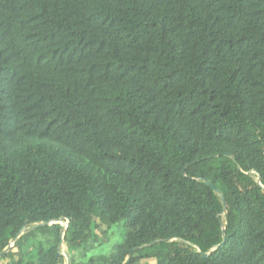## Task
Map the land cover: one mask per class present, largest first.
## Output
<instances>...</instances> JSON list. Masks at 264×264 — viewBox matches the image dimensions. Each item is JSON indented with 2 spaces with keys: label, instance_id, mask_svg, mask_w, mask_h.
<instances>
[{
  "label": "trees",
  "instance_id": "obj_1",
  "mask_svg": "<svg viewBox=\"0 0 264 264\" xmlns=\"http://www.w3.org/2000/svg\"><path fill=\"white\" fill-rule=\"evenodd\" d=\"M66 225L71 264H264V0H0V260Z\"/></svg>",
  "mask_w": 264,
  "mask_h": 264
},
{
  "label": "rangeland",
  "instance_id": "obj_2",
  "mask_svg": "<svg viewBox=\"0 0 264 264\" xmlns=\"http://www.w3.org/2000/svg\"><path fill=\"white\" fill-rule=\"evenodd\" d=\"M97 223L100 225V229L96 231V234L99 238L100 246L93 248L90 253L88 254V257L85 258L86 261H88L89 257H98L103 254H108L111 249L121 241L122 235H123V228L121 226H114V227H108L106 225H103L99 222L97 219ZM36 242H30V245L33 246H39V238H36ZM61 248L63 250V244L61 245ZM15 253L18 252V250H13ZM64 251V250H63ZM14 260H18V256H12L11 257ZM71 262V260H70ZM9 259H1L0 264H9ZM71 264V263H70ZM139 264H156L155 261H141Z\"/></svg>",
  "mask_w": 264,
  "mask_h": 264
},
{
  "label": "water",
  "instance_id": "obj_3",
  "mask_svg": "<svg viewBox=\"0 0 264 264\" xmlns=\"http://www.w3.org/2000/svg\"><path fill=\"white\" fill-rule=\"evenodd\" d=\"M203 182H204L205 185L209 186L212 190H214L216 193H218V194L220 195L221 200H222V203H223V206H225V200H224V198H223L222 193L219 192V191H218V190H217V189H216V188H215V187H214L209 181H207V180H203ZM69 221H70V220H68V223H69ZM57 223H58V222H52V221H50V222H45V223L40 224V225H36V226H34V227H31V228H26V227H24L23 230L17 235L16 239L19 238L23 232L34 231V230H36V229H38V228H40V227L51 226V225H54V224H57ZM67 228H68V225H66V228L63 230L62 237H61V244H63V240H64V237H65V234H66ZM16 239H15V240H16ZM220 246H221V245H220ZM12 247H13V245L11 244L6 250H4V251L0 254V257H1L3 254L8 253V252L11 250ZM63 255H64V256L66 257V259H67V264H70L71 262H70V257H69V255H68V253H67L66 251H63ZM207 256H208V254L205 255V257H207ZM129 258H130V256L128 257L127 262L129 261Z\"/></svg>",
  "mask_w": 264,
  "mask_h": 264
}]
</instances>
